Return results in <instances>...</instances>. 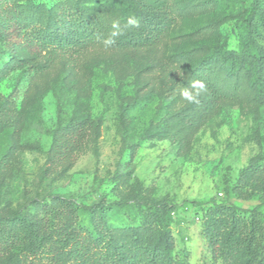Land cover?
Masks as SVG:
<instances>
[{
	"label": "rangeland",
	"instance_id": "rangeland-1",
	"mask_svg": "<svg viewBox=\"0 0 264 264\" xmlns=\"http://www.w3.org/2000/svg\"><path fill=\"white\" fill-rule=\"evenodd\" d=\"M20 1L54 18L71 4L90 10L108 35L125 31L116 0ZM172 1L176 22L155 45L99 44L76 55L57 53L39 73L6 65L7 46L0 41V214L40 217L59 199L109 208L104 229L83 215L68 264H115L113 249L123 243L138 254L135 264H166L151 254L156 239L138 230L147 226L145 203L151 201L176 206L172 264H235L234 253L214 256L206 231L217 203L243 209L259 203L237 198L232 188L243 168L264 164V103L246 97V79L237 96L221 101L189 134L179 132V118L195 104L182 100L181 92L201 60L218 48L244 57L253 0ZM86 117L99 135L75 165L49 172L54 132ZM50 254L45 249L22 259L15 252L0 263L55 264Z\"/></svg>",
	"mask_w": 264,
	"mask_h": 264
},
{
	"label": "trees",
	"instance_id": "trees-1",
	"mask_svg": "<svg viewBox=\"0 0 264 264\" xmlns=\"http://www.w3.org/2000/svg\"><path fill=\"white\" fill-rule=\"evenodd\" d=\"M115 3L126 27L122 35L113 37L107 34L104 23L92 18L90 10L67 4L54 18L38 5L0 0V41L7 46L6 65L14 63L16 69L28 68L39 73L53 63L57 53L76 55L99 44L153 46L176 22L172 0H116ZM129 18L136 19L138 26H127ZM245 22L244 57L218 48L215 56L201 60L184 80L185 87L193 80H201L208 90L189 108L188 114L179 118L180 133L189 134L198 128L221 101L242 91L246 79L251 89L246 97L264 103V0L252 1ZM98 135L99 130L87 117L61 125L53 134L48 171L57 172L75 165L85 147ZM232 191L239 199L256 198L259 203L251 209L224 202L215 205L206 231L212 252L215 257L234 253L235 264H264V164L243 168ZM130 200L125 199L124 203ZM145 205L147 226L138 227L139 233L156 239L151 250L154 259L165 257L166 264H172L171 251L176 244L171 223L176 206L157 201ZM108 210L102 203L79 204L59 199L55 204H46L40 217L19 212L0 214V261L15 252L27 259L49 249L51 262L68 264L75 256L74 245L81 234L83 215L91 216L90 223L95 228L104 229L102 215ZM113 256L115 264L139 261L131 243L115 246Z\"/></svg>",
	"mask_w": 264,
	"mask_h": 264
},
{
	"label": "clouds",
	"instance_id": "clouds-1",
	"mask_svg": "<svg viewBox=\"0 0 264 264\" xmlns=\"http://www.w3.org/2000/svg\"><path fill=\"white\" fill-rule=\"evenodd\" d=\"M127 26H138V21L134 18H129L127 21ZM118 27V25H114ZM122 32H113L112 36L122 35ZM111 42V40L109 41ZM207 86L205 82L201 80H193L188 84V87H184L181 92V99L187 101L188 103H198L199 97L207 92Z\"/></svg>",
	"mask_w": 264,
	"mask_h": 264
}]
</instances>
